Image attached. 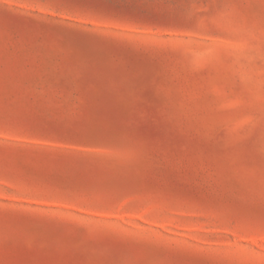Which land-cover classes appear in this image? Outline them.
I'll return each instance as SVG.
<instances>
[{
  "label": "rangeland",
  "instance_id": "1",
  "mask_svg": "<svg viewBox=\"0 0 264 264\" xmlns=\"http://www.w3.org/2000/svg\"><path fill=\"white\" fill-rule=\"evenodd\" d=\"M0 264H264V0H0Z\"/></svg>",
  "mask_w": 264,
  "mask_h": 264
}]
</instances>
